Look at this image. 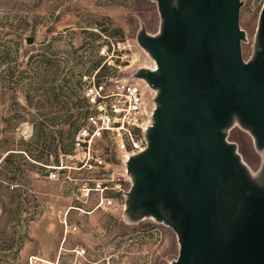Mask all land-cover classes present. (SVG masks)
<instances>
[{
  "label": "rangeland",
  "instance_id": "obj_1",
  "mask_svg": "<svg viewBox=\"0 0 264 264\" xmlns=\"http://www.w3.org/2000/svg\"><path fill=\"white\" fill-rule=\"evenodd\" d=\"M240 1L241 54L248 62L259 46L264 0ZM161 30L156 0H0V264L177 259L176 234L148 215L70 211L68 222L76 230L65 234L56 212L77 205L75 183L49 182L33 162L47 164L48 152L68 147L83 117L78 76L94 68L99 49L113 39L128 42L122 76L130 78L154 65L138 33L157 37ZM225 139L251 181L264 185V147L256 146L250 129L234 119Z\"/></svg>",
  "mask_w": 264,
  "mask_h": 264
},
{
  "label": "water",
  "instance_id": "obj_2",
  "mask_svg": "<svg viewBox=\"0 0 264 264\" xmlns=\"http://www.w3.org/2000/svg\"><path fill=\"white\" fill-rule=\"evenodd\" d=\"M156 1L161 34L137 37L157 69L134 75L156 91V109L147 148L127 163L125 214L173 230L172 264H264V185L225 139L237 119L264 147V5L245 62L240 0Z\"/></svg>",
  "mask_w": 264,
  "mask_h": 264
},
{
  "label": "built area",
  "instance_id": "obj_3",
  "mask_svg": "<svg viewBox=\"0 0 264 264\" xmlns=\"http://www.w3.org/2000/svg\"><path fill=\"white\" fill-rule=\"evenodd\" d=\"M129 52L128 42L113 39L99 49L100 64L79 74L83 117L70 145L56 155L49 154L47 164L42 165L49 182L75 183L77 205L56 212L65 234L76 230L68 222L70 211L80 215L126 211L132 186L127 163L147 148L157 95L143 79L122 76ZM153 64L144 69L156 70ZM74 172L80 175L78 179L70 178Z\"/></svg>",
  "mask_w": 264,
  "mask_h": 264
},
{
  "label": "trees",
  "instance_id": "obj_4",
  "mask_svg": "<svg viewBox=\"0 0 264 264\" xmlns=\"http://www.w3.org/2000/svg\"><path fill=\"white\" fill-rule=\"evenodd\" d=\"M100 64V60L94 65V68H96L98 65ZM81 101V100H80ZM76 129H77V127H76ZM76 129H75V131H76ZM74 131V132H75ZM74 134V133H73ZM73 134H72V137H73ZM72 137H71V139H70V143H71V140H72ZM70 143H69V145H70ZM68 145V146H69ZM64 150V149H63ZM62 150V151H63ZM58 152V151H57ZM57 152H53V151H50V152H48V154L46 155V157L49 155V154H53V155H56L57 154ZM9 154H13V153H9ZM8 154V155H9ZM17 155H21V154H17ZM34 163H37L38 165H40V166H42V165H44V164H42V163H39V162H35V161H33ZM46 162H47V159H46Z\"/></svg>",
  "mask_w": 264,
  "mask_h": 264
}]
</instances>
